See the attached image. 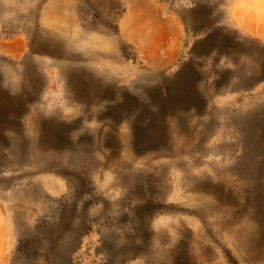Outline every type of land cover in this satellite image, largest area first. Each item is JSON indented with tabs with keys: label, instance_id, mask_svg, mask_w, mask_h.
Instances as JSON below:
<instances>
[{
	"label": "rangeland",
	"instance_id": "obj_1",
	"mask_svg": "<svg viewBox=\"0 0 264 264\" xmlns=\"http://www.w3.org/2000/svg\"><path fill=\"white\" fill-rule=\"evenodd\" d=\"M79 1L83 28L116 32L114 0ZM152 1L165 14L193 2ZM41 2L0 0V264H250L247 245L264 243V41L231 32L247 52L175 55L162 79L197 71L129 95L150 55L119 38L135 67L113 74L125 93L83 72L72 93L26 32ZM125 113L132 128L111 120Z\"/></svg>",
	"mask_w": 264,
	"mask_h": 264
},
{
	"label": "crops",
	"instance_id": "obj_2",
	"mask_svg": "<svg viewBox=\"0 0 264 264\" xmlns=\"http://www.w3.org/2000/svg\"><path fill=\"white\" fill-rule=\"evenodd\" d=\"M192 1L182 10L176 9L171 14H165L164 10L152 0H114L112 12L117 16L114 34L104 32L102 26H98L95 30L83 28L78 19L81 8L79 0H42L40 4H36V7L32 6L30 13L22 14V19L27 21L31 18L32 23L35 21L34 26L31 25L26 29V32L30 30L33 38L36 37V32H41L38 38L36 37L37 44L33 43V50L56 58L55 60L60 63V70L68 77V85L72 87V93L74 86L71 79L81 77L79 75L81 72L85 73L83 76H89L94 82L98 80L103 84L104 81L120 89L116 85L119 80L113 74L117 75L120 70H134L135 67L126 61L120 51L119 38L139 44L142 49H146V55H150L149 62L142 64L143 68L137 74L138 77L131 80L128 85L132 89L129 95H139L138 89L134 90L132 87L134 82L162 88V80L173 79L184 68L197 71L192 65L195 62L190 60L173 76L162 79V67L175 55L197 56L211 53L209 50L211 48L216 49V53L224 54L229 53L232 48L247 52L245 48L238 46L239 43L231 42L235 38L231 32H236L240 38L264 41V0ZM37 28L38 31L35 30ZM92 39L97 40L92 43ZM156 54L161 58L160 63L152 59ZM84 57L86 62L82 63L80 60ZM96 59L102 61V65L96 64L95 68L86 66L88 61L95 62ZM103 61L106 63L104 64ZM103 70L110 71L111 74L104 75L100 72ZM120 90L125 93L123 89ZM77 95H80V100L87 102L99 100V98L95 99L93 94ZM118 96L122 95L114 94L109 98L114 102L111 105L122 102L123 96L121 100ZM129 114L131 113L127 115L125 113L111 120L119 124L126 116L132 120L127 123L128 127L132 128L134 121ZM158 116L161 121L162 113ZM247 247L251 249L250 256H246V259L249 258L248 262L264 264L263 240H255L253 245Z\"/></svg>",
	"mask_w": 264,
	"mask_h": 264
},
{
	"label": "bare ground",
	"instance_id": "obj_3",
	"mask_svg": "<svg viewBox=\"0 0 264 264\" xmlns=\"http://www.w3.org/2000/svg\"><path fill=\"white\" fill-rule=\"evenodd\" d=\"M86 79V78H85ZM81 80V79H80ZM93 80V79H92ZM80 82V81H79ZM96 83V82H95ZM94 85V84H93ZM78 86V85H77ZM101 87H102V85H101ZM104 88V87H103ZM101 89V88H100ZM109 89H110V87L109 86H106V93L107 92H109ZM109 94V93H108ZM112 94V93H111ZM2 98H4V97H2ZM1 100V99H0ZM184 102V101H183ZM3 119V118H2ZM39 124V122H36V124ZM49 123V122H48ZM51 125V124H50ZM70 126V125H69ZM72 127V126H71ZM37 127H35V129H36ZM60 128H62L61 126H59V125H55V126H53L52 125V132H53V135L56 137V134H57V132H58V130L60 129ZM68 128V127H67ZM34 129V130H35ZM68 130V129H67ZM156 131V130H155ZM61 135V134H60ZM53 144H57L58 146H60V143L57 141V140H55V141H53ZM80 147V146H79ZM51 159H52V157H51ZM59 160V158L58 157H56V156H54L53 157V163H55V162H57L58 160ZM56 160V161H55ZM53 163H51V164H49V163H47L46 165H45V167L46 168H51V166H53ZM67 168V167H66ZM262 185V184H261ZM205 186V185H204ZM194 187H196V186H194ZM260 192L262 193V197H263V199H262V204H263V206H264V185H263V187H262V189H260Z\"/></svg>",
	"mask_w": 264,
	"mask_h": 264
}]
</instances>
